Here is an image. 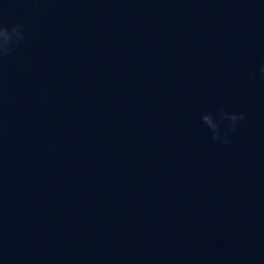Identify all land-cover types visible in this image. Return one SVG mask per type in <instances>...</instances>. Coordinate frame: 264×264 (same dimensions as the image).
<instances>
[{
    "label": "water",
    "instance_id": "obj_1",
    "mask_svg": "<svg viewBox=\"0 0 264 264\" xmlns=\"http://www.w3.org/2000/svg\"><path fill=\"white\" fill-rule=\"evenodd\" d=\"M0 20L26 26L0 61V264H264V0ZM220 106L247 117L229 145L201 121Z\"/></svg>",
    "mask_w": 264,
    "mask_h": 264
},
{
    "label": "clouds",
    "instance_id": "obj_2",
    "mask_svg": "<svg viewBox=\"0 0 264 264\" xmlns=\"http://www.w3.org/2000/svg\"><path fill=\"white\" fill-rule=\"evenodd\" d=\"M26 41V26L22 23L8 24L0 20V61L7 58L21 43ZM261 79H264V64L259 68ZM250 76L255 78L256 72H250ZM243 112L229 111L220 106L213 110L206 111L201 115L202 123L210 132L213 142L223 145L232 143L234 133L240 122L246 120Z\"/></svg>",
    "mask_w": 264,
    "mask_h": 264
}]
</instances>
